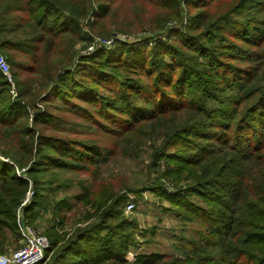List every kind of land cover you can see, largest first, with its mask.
Listing matches in <instances>:
<instances>
[{"label":"trees","instance_id":"16d2710c","mask_svg":"<svg viewBox=\"0 0 264 264\" xmlns=\"http://www.w3.org/2000/svg\"><path fill=\"white\" fill-rule=\"evenodd\" d=\"M221 1L225 0H188L189 5L198 11L193 15L201 22L197 27L210 26L206 38L209 37L213 42L215 38L228 36L248 41L253 47L264 50V0H227L223 15L212 12L211 5ZM168 2L176 4V0ZM13 4H17L15 9L31 13L27 19L18 18L30 25L19 35L15 33L23 24L13 23L14 17L9 13ZM0 9L3 14H7L0 15V49L22 51L28 54L32 62L15 64L9 60L11 65L29 74L20 79L17 72L9 75L11 81L17 78L13 97L8 94L11 82L0 69V155L12 161L11 164L0 160V254L10 248L12 241L19 239L16 211L29 186L33 188L34 196L23 207L24 215H34L36 206L40 204L37 196L43 194L45 197L43 192L46 189L40 188L43 177L50 176L49 182H52L59 171V176H62L67 171L94 168L95 172L91 176L103 182L104 193L92 198L87 191L89 186H83L81 195H75L74 198L82 200L83 194L88 195L84 203L89 202L87 204L94 211L105 205L101 218L94 227L74 231L59 245L57 239L50 240L45 250V255H48L45 264H90L99 259L91 250V247H100L101 244L94 245L92 239L95 240L98 234L93 235V232L108 229L109 223L105 224L104 221L107 216L109 221L112 218L119 219V229L122 230L127 222L120 215L122 206L128 201L127 192L131 190L114 192L113 177L102 175V164L111 157L120 156L122 160L141 163L139 172L143 176L144 188H148L146 184H151L150 190L159 191L171 203L182 207L189 219L201 216L199 222L206 228L203 241L193 246L184 259L176 258L167 264H264V192L246 191L250 179L259 181L258 176L252 177L253 173L257 169L264 173V142L260 146L252 144L246 147L241 136H236L233 144L217 140L218 135L215 133L222 130L211 129L208 125L222 128L229 126L225 119L217 115L221 107L214 110L210 108V102L217 98L208 100L204 97L196 102H188L182 88L175 91L186 82L185 76L191 70H196V61L184 65L181 76L172 79L175 70L181 66L177 59L180 54L172 55L165 49L167 44L158 41H154L152 49L147 51L138 41V44L129 46L119 44L107 52L99 50L83 58V62H87L78 65L74 72L60 74L61 61L52 58L57 49L68 37L88 40L89 37H80L79 19L88 16L106 18L110 13V5L104 2L94 4L90 0H7L6 4L0 0ZM246 10L252 12L251 19L257 20V25L240 30L237 28L239 21L231 19V14L239 15ZM56 14L65 17L58 18ZM244 19H249L245 13ZM215 21L219 24H214ZM227 23L229 28L225 32L223 28ZM249 30L254 31L252 39L246 37ZM191 31L193 27L190 23L186 35L202 44L201 37L188 34ZM211 34H214V39ZM23 37L26 39L16 40ZM44 44L45 52L42 55ZM201 46L212 56L218 54L217 48ZM49 50L50 53H47ZM61 52L62 48L59 49ZM251 54L254 55L253 49ZM253 60V74L247 76L244 84L239 86L240 90L251 91L238 97L240 103L255 95L256 87L249 86L254 81L261 82L264 73L261 70L264 69V53L258 54ZM69 62L70 57L66 63ZM207 62L209 67L213 66L209 60ZM87 67L88 72L85 71ZM143 76L149 79L148 84L147 81L141 84L138 80ZM86 77L97 86L92 85L91 80L87 81ZM213 77L215 82H219L217 76ZM100 88L108 89L115 96L100 93ZM194 91L206 96L210 92L199 84L194 85ZM77 99L83 101V107H79L84 111L78 112L83 113L80 118L83 122L78 123L79 126L83 129L94 127L101 131L100 136L85 141L65 135L46 134L33 127L44 125V128L64 130L70 121L54 115L51 107L62 102L68 108L74 106ZM53 100H57L54 105L51 102ZM263 102L264 95H257L243 111L235 110V114L236 106H233V117L239 114V122L248 117V127L253 126L250 120L252 116H258L255 110ZM29 115L33 126L26 122ZM262 116L259 115V118L264 123ZM259 118L255 120L258 122ZM205 135L215 138L214 141L209 143ZM103 140L108 141L105 146L101 144ZM205 144L209 148L206 151L203 150ZM188 146H193L194 153L187 156L168 151V147ZM143 154L145 157L142 158ZM167 159L178 161L168 171L166 167L160 168V162L166 164ZM18 171L26 176L18 175ZM152 173H157L153 179L156 183L149 181ZM161 177L173 184L181 179L191 183L182 190L170 193L163 190ZM226 194L229 203L225 202ZM192 196H196L197 200L188 198ZM207 199L212 201L208 207L203 204ZM107 200H110L109 204H106ZM217 202L219 205L216 206ZM56 208L55 214H59ZM124 235V231L118 233L120 237ZM86 239L88 241L83 244ZM100 250L112 252L115 257L121 254L114 247ZM146 260L153 264L160 260V256L151 254L143 263Z\"/></svg>","mask_w":264,"mask_h":264},{"label":"rangeland","instance_id":"374dc122","mask_svg":"<svg viewBox=\"0 0 264 264\" xmlns=\"http://www.w3.org/2000/svg\"><path fill=\"white\" fill-rule=\"evenodd\" d=\"M90 1L94 4L97 2L109 4V16L106 18H94L88 16L79 19L78 31L80 32V37H89V39L82 40L79 38L77 40L73 37H68L65 40L66 42L57 49L55 56L52 58L61 61L62 66L60 74H63L65 71L74 72L78 65L87 62L86 60L83 62V58H87L90 55L97 53L99 50H101V52L110 51L119 44L124 43L129 46L134 43L138 44L139 41L143 47H146L147 51L152 49L154 41L167 44L168 47L165 49L170 51L172 55H176L175 53L180 54V56H177V59L181 66L175 70L172 79L181 76V70L184 65L191 61H196L194 63V67H196L194 69L196 70H191L190 73L185 76L186 82L175 91L182 88L188 102H196V100L204 97H207L208 100L212 99V97L217 98L210 102L212 104L210 108L214 110L221 107L218 108L220 109V113L217 115L220 118L225 119V123H227L226 125H229L225 128L213 126L211 124L208 125L211 129L222 130L221 132L215 133L218 135L217 140L229 141V143L233 144L235 143L234 138L236 136H241L246 147H249L252 144L258 146L262 145L264 142V123L259 118V115H263L262 118L264 119V102L260 103L255 110V115L258 116H252L250 120L251 123H254L253 126L248 127V117L239 122V114L235 118L233 116L235 110L240 112L243 111L245 107L249 105L250 101L255 99L257 95H264L263 73L262 79L260 80L261 82L254 81V83L249 86L256 87L255 95L253 97L251 95V98L244 100L241 103L240 99H238L239 96H244L251 91L247 89L240 90L239 86L244 84L247 76L253 74L252 68L253 65H255L253 58L258 54H263L264 50L253 47L248 41H240L228 36H223L222 39L215 38L212 42L209 37L206 38L210 26L206 25L202 28L197 27L201 22L193 15L198 11L192 5H189L188 0H176L177 5L168 2L169 0ZM6 3L7 0H3V4ZM160 4L163 6H160ZM16 5L17 4L12 5L9 13L14 17V24H23L22 28L17 29V32L15 33L16 35H19L21 31L30 28V25L24 24V22L18 20V18L22 17L23 19H27L29 15L31 16V13L26 10L19 11L15 9ZM226 7L227 0L213 3L210 9L212 12H220V14L223 15ZM2 9H0V15L6 16L7 14L1 12ZM244 13L247 14L249 19H244ZM56 17L59 18L65 16L56 14ZM252 17L253 14L250 10H246L239 15L235 13L231 14V19L239 21L237 23L240 25L237 26V28L240 30L245 29V27L251 28L257 25V20L254 21L251 19ZM210 22L211 20H209V23ZM190 23L192 24L193 31L188 34L193 37H201L200 42H202V44H198L196 38L186 35L188 24ZM214 24L217 25L219 22L215 21ZM227 25L229 24H224L223 30L225 32H228L226 31L229 28ZM235 25L237 24L235 23ZM201 32L203 34H199ZM253 32L254 31L249 30L246 37L252 39L254 37ZM210 36L214 39V34H211ZM23 39H26V37L16 38V40L19 41ZM258 39L259 36H257L256 40ZM201 45L217 48L218 50L216 53L218 54L212 56L208 53V50ZM61 48L62 52L59 53V49ZM252 49L255 56L251 54ZM44 50L45 44L42 46V55L45 52ZM47 53H50V50ZM0 55L6 57L5 62H7L6 64L8 68L5 76L7 78L12 72L19 73V79L29 75L28 71L9 63V60H12L15 64L32 63L28 59V54L19 50L6 51L0 49ZM69 57L70 62L66 63ZM207 60L213 64L212 67L207 65ZM90 65L93 66V64ZM256 65H259V63L256 62ZM89 67L86 68V72H88L87 69ZM261 70L264 71L262 68ZM213 75L217 76L219 82L213 80ZM86 79L87 81L91 80L89 77H86ZM138 80L141 84H144V81H147V84L149 83V79L145 76L140 77ZM16 81L17 78H13V81H10L11 89L8 94L12 97L15 95ZM90 82L92 85L97 86L94 81L91 80ZM195 84L202 85L207 91H210L208 95L206 96L204 93H197L194 91ZM157 86L160 87V85ZM99 92L115 96L113 92L105 88H100ZM233 100H237L239 105H236L237 102L234 103ZM56 101L57 100H53L51 102L53 104L56 103ZM75 101H77L75 105L68 108L63 106L62 102L51 107L54 115L66 118L70 121L69 125L63 128L64 130L44 128V125L33 126L30 115L26 122L36 129L42 130L43 133L65 135L71 139L89 141L100 136L101 131L96 130L94 127L83 129L79 126L78 123L83 122L80 119L83 113H78L84 112L83 108L79 107V105L83 107V101L79 99ZM233 106H236L234 114L231 111ZM68 111H71V113ZM258 118L259 121L257 122L255 119ZM195 119L201 118L195 117ZM215 119L216 118H214L213 121ZM74 122H76V124H73ZM205 137L208 139L209 143H212L215 139L208 137V135H205ZM105 143H108V141L103 140L101 142L103 146L106 145ZM207 149L209 148H207V144H205L203 150L206 151ZM246 149L248 150L249 148ZM193 150V146L185 148L168 147V151H174L177 154L180 153L186 156L193 154ZM143 157H145L144 154L142 158ZM0 160L12 164V161L2 155H0ZM177 163V160L172 161L167 159L166 164L160 162V168L166 167L168 171L172 169L171 165ZM140 168L141 163L139 161L133 162L128 159L122 160V157L120 156L111 157L107 162L102 164V175H111V177H113L111 181L115 183L114 192H120L126 189L131 190L130 192H127V200L133 203V208L129 211L125 210V204L127 201L124 206H122L123 212H121L120 216H124L127 219V222L124 224V230L119 229L121 227L119 219L112 218L109 221L107 216L104 218V221L105 224L109 223L108 229L102 228L98 229V232H93V235L98 234V237L95 240L92 239V242H94V245H97V243L101 244L100 247H91L92 252L96 256H99V259L90 264H151L148 260L143 263L144 259L151 254H157L160 256V260H156L153 264H167L173 262L176 258L184 259L186 253L193 246L203 241L202 237L206 228L200 223L201 216L198 215L189 219L185 216L186 211L182 207L171 203L165 195L161 194L159 191L150 190L151 186L149 187V185L151 184H146L148 188H144L143 176L139 172ZM88 169L67 171L64 172L62 176H59V171L52 179V182H49L51 179L50 176L43 177L40 188L44 187V189H46L43 192L45 197L43 194L37 196L40 204L36 206V213L34 215H24L23 213V207L26 206L31 201L30 200L22 208L19 205L20 207H18V209L20 208L21 210L20 217L27 223L31 224L38 233L48 236L49 242L50 240L57 239V245L63 243V241L68 239L69 235L76 230L94 227L101 218L102 213L104 212L102 209L105 205L97 211H94V208L87 204L89 202L84 203L85 198L88 195L83 194L82 200H80V198H74L75 195H81L83 192V186H89L87 191L91 193L92 198L95 195L104 193L103 182L96 180L91 176V173L95 172V169ZM262 171H264V167H262ZM17 173L22 177L26 176L19 171ZM253 176H258L259 181L255 182L250 179L247 184V187H249H246V191L252 193L257 191L264 192V173L257 169V171L253 173L252 177ZM156 177L157 173H152L151 176L149 175V181L151 183H156L153 182V179ZM160 180L163 181L164 184L163 190L170 193L177 189L182 190L191 183L189 180L181 179L173 184L172 182L166 181L163 177H161ZM32 196H34V194ZM223 197L224 195L221 196V198ZM188 198L191 200H197L196 196ZM218 200L219 199L217 198V201ZM225 202H230V200H228V194L225 195ZM109 203L110 200H107L106 204ZM211 203L212 201L209 199L203 202L206 207ZM217 204L219 205L218 202L216 203V206ZM56 207L59 209V214H55L57 210ZM200 213H202V209ZM120 231H124V237L118 236ZM86 241L88 240L86 239L82 243L84 244ZM12 242L13 244L9 246L10 248L7 251L2 252L0 255H7L13 249L17 248L20 243V236L18 240ZM110 247H114L121 254L118 253L115 257L112 252L99 251V249ZM47 260L48 255L45 256L44 261L39 264H45Z\"/></svg>","mask_w":264,"mask_h":264},{"label":"built area","instance_id":"2783aa9c","mask_svg":"<svg viewBox=\"0 0 264 264\" xmlns=\"http://www.w3.org/2000/svg\"><path fill=\"white\" fill-rule=\"evenodd\" d=\"M7 64L5 59L0 56V69L7 74ZM11 81L10 77L7 78ZM34 194L32 187H28L23 200L20 203L21 208L27 204ZM126 211L133 208V203L127 201ZM19 206V207H20ZM20 208L17 209L16 222L20 233L19 246L13 249L7 255H0V264H39L45 259V250L49 247L48 236L38 233L31 224L20 217Z\"/></svg>","mask_w":264,"mask_h":264}]
</instances>
